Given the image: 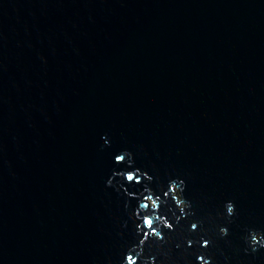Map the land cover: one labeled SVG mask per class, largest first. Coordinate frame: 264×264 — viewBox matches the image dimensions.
<instances>
[{
  "label": "water",
  "instance_id": "water-1",
  "mask_svg": "<svg viewBox=\"0 0 264 264\" xmlns=\"http://www.w3.org/2000/svg\"><path fill=\"white\" fill-rule=\"evenodd\" d=\"M177 177L189 264H264V0H0V264H122Z\"/></svg>",
  "mask_w": 264,
  "mask_h": 264
},
{
  "label": "clouds",
  "instance_id": "clouds-1",
  "mask_svg": "<svg viewBox=\"0 0 264 264\" xmlns=\"http://www.w3.org/2000/svg\"><path fill=\"white\" fill-rule=\"evenodd\" d=\"M107 143L105 140V144ZM116 162L126 163L128 168L134 166V158L129 151H124L116 156ZM119 175L128 183L141 184L146 181L150 185L153 181V177L147 173H141L139 170L130 171L126 176L123 173ZM138 177H142V179ZM107 183L111 186L112 180L110 179ZM184 188V181L178 177L169 181L167 190L163 185H160L159 194L145 187L144 192L141 193L142 202L139 203L138 209L130 214V218L134 221L139 222L142 217V223L136 229L137 243L125 254L122 264H174L177 256L185 258L189 264L185 253L187 248L193 246V241L184 237L182 232L177 233L181 221L195 215L191 203L186 201L182 195ZM175 189H179L182 204L177 203L174 199ZM175 197L178 198L177 195ZM171 204L175 205V209H172ZM125 207L127 208V205ZM224 207L226 210L224 218L230 221V218L236 215L235 205L229 201L225 203ZM161 209L165 210L171 219L165 218ZM202 225L203 221L191 223L188 228L189 236L194 231L202 230ZM165 232L175 233L179 238L173 235L166 236ZM204 232L207 235L208 230L205 229ZM218 236L220 239L226 240L229 236L227 227L220 226ZM201 239L203 240V237ZM244 242L247 245L245 252L251 249V252L255 253L259 249H264V232L249 230L248 235L244 237ZM210 246H215L211 238L205 240L202 245L205 249ZM145 250H147V255H145ZM197 264H212V257L207 253H202L197 256Z\"/></svg>",
  "mask_w": 264,
  "mask_h": 264
},
{
  "label": "rangeland",
  "instance_id": "rangeland-1",
  "mask_svg": "<svg viewBox=\"0 0 264 264\" xmlns=\"http://www.w3.org/2000/svg\"><path fill=\"white\" fill-rule=\"evenodd\" d=\"M175 195H177V194L175 193Z\"/></svg>",
  "mask_w": 264,
  "mask_h": 264
}]
</instances>
